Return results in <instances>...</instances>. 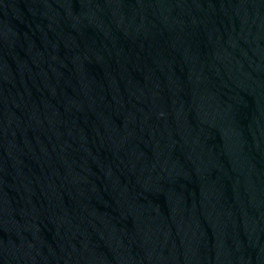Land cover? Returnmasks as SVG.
Wrapping results in <instances>:
<instances>
[{
  "label": "water",
  "instance_id": "95a60500",
  "mask_svg": "<svg viewBox=\"0 0 264 264\" xmlns=\"http://www.w3.org/2000/svg\"><path fill=\"white\" fill-rule=\"evenodd\" d=\"M0 264H264V0H0Z\"/></svg>",
  "mask_w": 264,
  "mask_h": 264
}]
</instances>
